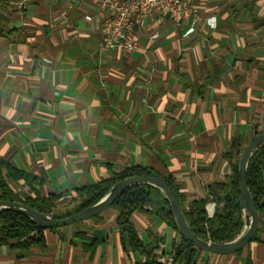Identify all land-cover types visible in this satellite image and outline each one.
I'll use <instances>...</instances> for the list:
<instances>
[{
	"label": "crops",
	"instance_id": "crops-1",
	"mask_svg": "<svg viewBox=\"0 0 264 264\" xmlns=\"http://www.w3.org/2000/svg\"><path fill=\"white\" fill-rule=\"evenodd\" d=\"M184 1L194 9L187 21L148 18L136 28L139 51L100 53L102 17L91 0H34L23 12L0 0V157L43 180L44 196L66 200L129 166L171 176L187 203L227 183L264 132V0ZM3 175L14 192L33 195ZM110 209L45 230L44 247L2 245L0 264H159L124 246ZM150 211H135L131 230L169 257L181 237ZM259 216L257 238L240 252H201L196 264H264V209ZM94 229L106 238L92 251L76 232Z\"/></svg>",
	"mask_w": 264,
	"mask_h": 264
},
{
	"label": "trees",
	"instance_id": "trees-1",
	"mask_svg": "<svg viewBox=\"0 0 264 264\" xmlns=\"http://www.w3.org/2000/svg\"><path fill=\"white\" fill-rule=\"evenodd\" d=\"M259 133L261 132L257 131L254 137ZM239 159L240 157L232 163L227 183L211 185L206 198L199 201L187 203L185 196L180 193L171 176L155 174L147 168L129 166L114 172L111 178L102 179L95 185L77 190V197L73 201L78 204L76 203L77 205L72 209L62 211L61 204L66 200L63 199L62 195L50 194L49 196H44L41 193L43 180L31 174L12 169L0 157V200L21 202L45 215L54 218H65L95 204L115 183L121 180L134 176L154 175L162 178L173 191L180 202L188 226L194 235L215 243H225L234 240L241 233L244 226V213L240 206L239 193ZM4 170H7L11 181H23L24 186L28 187L33 195L25 196L14 192L4 178ZM247 183L256 209L261 213L264 209V148L250 161ZM209 203L214 204L215 211L213 215H208L206 211V206ZM110 207L118 211L117 223L121 228L124 224H129L130 217L135 211L147 212L150 210L146 208H151V214H154L165 224L177 230L169 205L156 190L149 186L135 185L127 188ZM100 216L101 214L90 220L98 219ZM83 224L84 222H79L74 224V226H82ZM259 230L260 227L257 232ZM44 232L45 229H41L37 223L24 215L12 211L0 212V246L8 245L12 250H17L20 253L29 251L35 246L44 247L46 245ZM91 232L89 236L86 230H78L76 236L85 242L86 249L94 251L105 240L106 233L98 229H94ZM257 235L258 233L253 240L257 238ZM122 241L125 246L124 237ZM160 241L163 242V240ZM126 245L131 251L145 253L144 243L131 229L129 231V243H126ZM195 252L196 248L188 243L186 250L181 253L174 264H192ZM147 256L150 257V263H156V257Z\"/></svg>",
	"mask_w": 264,
	"mask_h": 264
},
{
	"label": "water",
	"instance_id": "water-1",
	"mask_svg": "<svg viewBox=\"0 0 264 264\" xmlns=\"http://www.w3.org/2000/svg\"><path fill=\"white\" fill-rule=\"evenodd\" d=\"M262 148H264V132L256 135L241 153L238 162V178L240 206L244 213V227L234 240L225 243H215L194 235L188 226L179 200L166 182L162 178L154 175L134 176L121 180L115 183L95 204L65 218H54L21 202L9 200H0V212L12 211L24 215L37 223L41 229L49 230L64 228L79 222L90 220L95 216L102 214L112 206L127 188L135 185H146L156 190V192L167 202L172 212L177 232L181 237L178 241L174 240L171 243V248L174 250L172 256L173 262L178 260L181 253L186 250L187 244L190 243L196 248L192 262V264H196L201 252H209L218 255H231L245 248L254 239L259 228L260 216L248 187L247 173L251 159L254 158ZM130 229L131 225L128 223L122 226L123 237L127 244L129 243ZM154 249H160L159 254L160 256H163L166 247L160 246L158 242H153L146 247L145 253L147 255H152V257H156L158 254L154 252Z\"/></svg>",
	"mask_w": 264,
	"mask_h": 264
},
{
	"label": "built area",
	"instance_id": "built-area-1",
	"mask_svg": "<svg viewBox=\"0 0 264 264\" xmlns=\"http://www.w3.org/2000/svg\"><path fill=\"white\" fill-rule=\"evenodd\" d=\"M33 1L17 0L19 12H23ZM91 2L98 6L102 17V37L98 45L102 52L116 49L127 53L137 52L140 47L134 33L146 19L182 23L190 19L194 13V9L184 0H91ZM154 37L157 38L158 35ZM209 206L211 208L208 212L212 215L213 208ZM166 259L172 264V257Z\"/></svg>",
	"mask_w": 264,
	"mask_h": 264
},
{
	"label": "rangeland",
	"instance_id": "rangeland-1",
	"mask_svg": "<svg viewBox=\"0 0 264 264\" xmlns=\"http://www.w3.org/2000/svg\"><path fill=\"white\" fill-rule=\"evenodd\" d=\"M98 51L100 52V53H102V51L98 48ZM255 135V134H254ZM243 151V150H242ZM240 155H241V153H240ZM240 155H239V157H240ZM77 197V195H75L74 197H71L70 199H68V200H65L62 204H61V210L62 211H65V210H68V209H72L73 207H75L78 203L77 202H74L73 201V199L74 198H76ZM77 203V204H76ZM209 205H211L212 206V208H213V213H212V215L214 214V211H215V208H214V206H213V204H211V203H209V204H207V206H206V211H207V213H208V215H209V210H210V206ZM209 206V207H208ZM111 208V207H110ZM113 208H111L110 210H112ZM109 211V210H108ZM244 227V226H243ZM154 252H156L158 255H156V263H159V264H169V261L166 259V256L165 255H163V256H160V249H155V251ZM173 256V253L169 256V257H172ZM160 259V260H159ZM175 263V262H174ZM173 262H172V264H174Z\"/></svg>",
	"mask_w": 264,
	"mask_h": 264
}]
</instances>
